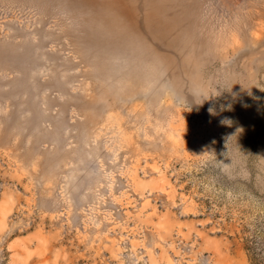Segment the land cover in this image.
Returning a JSON list of instances; mask_svg holds the SVG:
<instances>
[{
  "label": "rangeland",
  "instance_id": "rangeland-1",
  "mask_svg": "<svg viewBox=\"0 0 264 264\" xmlns=\"http://www.w3.org/2000/svg\"><path fill=\"white\" fill-rule=\"evenodd\" d=\"M0 264H264V0H0Z\"/></svg>",
  "mask_w": 264,
  "mask_h": 264
},
{
  "label": "clouds",
  "instance_id": "clouds-1",
  "mask_svg": "<svg viewBox=\"0 0 264 264\" xmlns=\"http://www.w3.org/2000/svg\"><path fill=\"white\" fill-rule=\"evenodd\" d=\"M210 111H211V109H210Z\"/></svg>",
  "mask_w": 264,
  "mask_h": 264
}]
</instances>
